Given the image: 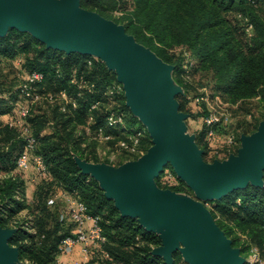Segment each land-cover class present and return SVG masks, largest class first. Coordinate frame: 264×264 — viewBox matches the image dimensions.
Instances as JSON below:
<instances>
[{
  "label": "trees",
  "instance_id": "1",
  "mask_svg": "<svg viewBox=\"0 0 264 264\" xmlns=\"http://www.w3.org/2000/svg\"><path fill=\"white\" fill-rule=\"evenodd\" d=\"M80 6L108 19L106 11L116 7V0H80ZM113 20L122 23L137 42L173 64L176 76L187 73V67L210 72L215 93L227 102L257 97L264 108V0H132V8ZM247 24L252 26L250 33L245 29ZM175 48L189 53L196 63L171 55ZM0 59L21 76L17 91L0 88V115L9 113L13 120L16 101L28 105V134L36 138L35 148L47 167V173L38 175L36 181H31L36 175L32 167L18 170L15 160L25 149V136L20 135L18 126L0 121V225L8 227L9 218L25 209L34 217L36 229L28 233L16 224L8 243L18 248L19 260L25 264H59V255H70L60 249L61 240L70 234V226L58 220L64 200L55 198L47 204L49 198L64 192L80 199L87 213L98 218L106 238L101 247H93L89 264H165L152 254L161 244L159 236L145 230L135 217L121 215L98 181L81 172L74 159L96 161L85 136L87 130L95 133L101 128L109 143L115 144L121 140L131 143V137L139 133L141 152L151 143L145 126L125 105L115 72L97 57L46 47L28 31L16 28L0 36ZM32 70L42 72L43 79L35 85L39 99L30 103L21 97L19 85ZM176 80L185 87V81ZM203 97L196 99L197 105L203 104V111L195 115L201 122L209 112ZM177 100L185 112L186 99L180 95ZM111 116H120L121 121L109 123ZM46 127L50 132L41 134ZM228 129L221 127L217 134L225 135ZM206 132L202 122L195 138L205 161L236 151V146L215 141ZM235 140L238 144L237 136ZM119 148L125 152L124 160L138 157ZM155 182L158 187L191 193L168 164ZM28 187L32 189L30 200L26 197ZM214 202L209 208L212 218L232 246L239 247L242 254L255 247L264 258V187L249 183ZM173 258L172 264L184 263L179 252H174Z\"/></svg>",
  "mask_w": 264,
  "mask_h": 264
},
{
  "label": "water",
  "instance_id": "2",
  "mask_svg": "<svg viewBox=\"0 0 264 264\" xmlns=\"http://www.w3.org/2000/svg\"><path fill=\"white\" fill-rule=\"evenodd\" d=\"M9 28L28 31L46 47L97 57L115 72L125 105L145 126L151 145L116 167L74 159L121 215L135 217L159 236L152 254L165 264L173 263L174 252L187 264H244L204 202L249 183L263 187L264 118L252 133L239 136L235 153L207 162L187 131V114L175 98L179 89L164 81L171 67L122 24L81 7L80 0H0V36ZM167 164L197 199L155 185ZM14 230L0 225V264H25L8 243Z\"/></svg>",
  "mask_w": 264,
  "mask_h": 264
},
{
  "label": "rangeland",
  "instance_id": "3",
  "mask_svg": "<svg viewBox=\"0 0 264 264\" xmlns=\"http://www.w3.org/2000/svg\"><path fill=\"white\" fill-rule=\"evenodd\" d=\"M131 8H132V0H116V7L114 9H108L106 13L109 16L108 19L114 21L113 20L114 18L121 17L126 11L130 10ZM228 16L230 18H233L232 14H228ZM114 22L118 23L116 21ZM118 24H122V23H118ZM169 53H171V55H174L175 57L181 55L184 59H186V61H191L193 64L196 63L194 58L191 59L189 53H187L186 51L180 48H175L173 50H170ZM163 62L171 67L169 72L166 74L164 81L169 84H173L179 89V91L175 95L176 100H177V96L180 95L184 96V99H186L185 100L186 109L185 112L184 111L182 112L187 114V119L185 120V122L188 125L189 132L194 129L195 121H197L195 115L203 111V104L202 105L196 104L197 97H200L201 95L205 96L203 98L204 101L203 103L207 111L211 109H216L220 112H224L229 115L230 122L228 124L229 129L227 131L228 133L232 134L234 138L236 136L239 138L241 134L252 133L255 130V126H257L259 122L264 118V108L260 105L259 99L257 97H253L248 100L237 101L234 103L227 102L223 97L215 93V89L213 87L212 75L210 72L192 71L189 70V67H187L185 68L188 69L187 73L185 72L183 74H180L179 76H176L175 74H173L174 65L165 61ZM176 78H178L181 81H185V87H182L179 83H177ZM20 80H21V76L19 72L16 70V68L11 66L8 62L2 61L0 59V88H4L8 90L13 89L17 91L16 90L17 85L20 82ZM111 91L112 92L110 93L112 94L113 92H115V89L112 88ZM15 93L18 94V92ZM123 94H124V90H123ZM113 96L114 94H112V97ZM17 102L21 103L20 100H18ZM245 127L247 130L242 131L241 129ZM85 132H86L85 136L88 137L87 140L89 142V145L91 146V150H92L91 153L93 154L92 156L96 160V161H88V162L99 163V164L101 163L116 167L122 164L123 162L127 161L124 160L126 158L125 152L119 148L118 143L117 144L109 143L108 138L105 139L98 135H95V133L92 131L87 130ZM220 157L222 158V156ZM121 161L123 162L120 163ZM154 183L158 187L155 180ZM162 189H166V188H162ZM190 190L191 193H186L183 191H179V192L176 191V192L182 195H187L193 199H197L194 191L192 189ZM215 200L216 199H212L204 202L205 206L208 208L209 211H210L209 209L210 206L213 203H215L214 202ZM47 204L51 205L52 203L51 202L48 203L47 201ZM50 222L53 223L54 219L51 218ZM17 223L22 227L21 228L22 230L28 233L29 232L33 233L36 231V229L33 226L34 217L31 214L26 213L25 209L9 218L8 227L15 228ZM236 248L239 249V247ZM240 254L245 259L247 258L248 253L242 254L240 252ZM182 262L184 263L181 264H187L183 259Z\"/></svg>",
  "mask_w": 264,
  "mask_h": 264
},
{
  "label": "built area",
  "instance_id": "4",
  "mask_svg": "<svg viewBox=\"0 0 264 264\" xmlns=\"http://www.w3.org/2000/svg\"><path fill=\"white\" fill-rule=\"evenodd\" d=\"M246 31L251 32V24H247ZM43 79V73L37 70L29 71L25 74L23 81L19 85L21 97L26 101L33 103L39 99V94L36 92L35 85ZM61 96L65 98V94L61 93ZM51 99V96L49 97ZM204 98V97H203ZM94 107V105L92 106ZM16 118L10 121V125L20 126L22 128L23 135L25 136L26 146L25 149L17 156L15 160V166L20 171H29L31 167L34 169L36 175L31 176V181H36L38 175L46 174L47 167L43 161L42 156L37 152L36 138L28 134V128L26 126L25 118L28 115L29 107L26 103H20L16 106ZM120 122L121 117H109L108 122ZM203 124L207 127L206 135L215 141H222L227 144L228 147L239 146L234 136L230 133L225 135H218L217 130L221 127L228 128L230 117L227 113L220 112L216 109L209 110L208 114L203 117ZM95 134L102 138H109L105 136L102 129H97ZM139 133L136 136L131 137V143H127L124 140L119 142V145L129 151L132 154L142 153L139 146ZM216 152V151H215ZM232 153V152H230ZM171 176V174H169ZM264 187V185H263ZM55 198L64 200V205L60 209L58 214V220L66 225L70 226V234L65 236L60 242V249L65 253H72L75 247H79L80 258L75 260L74 264H89L91 259L93 247H101L106 241L105 236L102 233V229L98 223V218L87 213L85 204L72 195H68L64 192L55 194L53 198H49L48 203H52ZM104 255L107 257L108 253L104 251ZM111 264H116L112 262ZM245 264H264V258L260 255L255 247L250 248V251L245 259Z\"/></svg>",
  "mask_w": 264,
  "mask_h": 264
},
{
  "label": "crops",
  "instance_id": "5",
  "mask_svg": "<svg viewBox=\"0 0 264 264\" xmlns=\"http://www.w3.org/2000/svg\"><path fill=\"white\" fill-rule=\"evenodd\" d=\"M19 104L20 103H18L16 101L15 105L17 106ZM186 119H187V117H186ZM0 121H2L3 123H10V121H11V114H9V113L1 114L0 115ZM186 126H187V131H188V125L186 124ZM201 127H202L201 118H197V121H195V124H194V129L192 131H190V132L188 131V133L193 134L195 136V138H196V132ZM17 128H19L21 130L20 131V135L23 136L24 133L22 132V128L20 126H18ZM49 132H50V128L49 127H46V128H44L41 131V134H45V133H49ZM208 155H209V157L212 156L211 153H209ZM220 156H222V155H220ZM220 156L219 157H214L213 160L214 159H223V158H225V157H222L221 158ZM31 191H32V189L29 188V187L26 189V197H27L28 200H30ZM78 258H80V254H79V247L77 246V247H75L74 251L70 255H59V257H58V263L59 264H74L75 260H77ZM93 264H96V263H93Z\"/></svg>",
  "mask_w": 264,
  "mask_h": 264
}]
</instances>
